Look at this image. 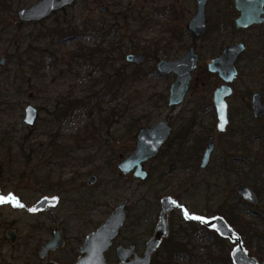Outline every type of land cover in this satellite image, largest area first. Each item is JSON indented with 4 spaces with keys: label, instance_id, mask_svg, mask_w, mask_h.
<instances>
[{
    "label": "rangeland",
    "instance_id": "rangeland-1",
    "mask_svg": "<svg viewBox=\"0 0 264 264\" xmlns=\"http://www.w3.org/2000/svg\"><path fill=\"white\" fill-rule=\"evenodd\" d=\"M35 1L0 0V60L6 58L5 64H0V182L4 186V197L13 196L25 205L14 204L1 210L4 231L13 228L19 235L16 252L5 258L7 263L12 264L14 255L17 264L44 263L37 252L53 236L51 220L47 213L33 215L28 208L46 196L60 200L53 212L64 230L67 246L53 256V260L66 264L68 260L78 258L86 237L97 231L121 204H125L128 218L120 242L126 241L130 232L140 233L147 240L158 223L164 197H171L189 211L195 208L215 211L220 202L227 200L231 203L241 200L248 204L237 194L240 184L254 189L256 183L264 190V178L259 180L252 172V169L256 172L264 170L261 165L264 162V118L256 120L249 106L252 94L264 91L261 75L264 66L259 71L243 75L233 84L235 92L229 100V134L214 132L212 135L216 137V150L208 169L200 168V159L197 168L177 166L172 169L174 152L166 147L163 156L147 163L150 178L145 182L133 175L125 176L118 170V164L135 148L136 141H132L135 131L130 134L124 128L126 124L130 125L127 118L131 114L151 113V122L144 126L169 119L173 136L176 128L191 125L192 121L188 120L192 116L196 117L199 126L206 127V131L216 130V113L209 107L211 102L213 104L214 90L222 82L206 72L205 64L219 52L220 45L225 47L245 42L249 52L253 53L260 50V42L264 39V28L243 32L226 29L222 34L210 31L215 30L216 25L212 14L232 12V0L210 4L209 17L208 13L206 16L208 34L199 39L187 33V25L196 13V0H77L67 11L56 13L41 23L20 22L17 11ZM102 6L109 8L106 14L100 11ZM92 19L106 24L110 36L107 44L120 45L110 63L115 67L125 66L128 71L138 67L126 61L129 54L148 55L141 67L157 72L159 60L176 59L194 43L201 62L193 73L190 91L182 106L171 112L168 106L157 104L161 93L168 100L175 76L152 73L144 80L130 83L127 91L117 98L105 99L101 106L90 105L75 114L63 115L62 108L69 100H86L92 92L103 90L106 84L101 70H83L71 59L70 52L80 44L94 46L108 35L79 39L75 34L77 38L71 37L63 42L56 36L53 39L39 37V33L46 29L48 32L63 22L78 28L84 20ZM170 38L175 40V49L165 52L169 48L164 46ZM248 63L249 59L244 58L239 66ZM253 74L255 76L251 77ZM150 98L153 99L150 101ZM199 104H207V111L198 109ZM28 105L35 106L40 113L33 128L25 123ZM114 107L118 109V115L112 119L113 128L108 136L104 132V137L95 141L88 138L81 150L72 151L69 147L67 153L54 150L53 141L65 144L100 115H109ZM236 131H242L243 136H235L233 132ZM205 135L204 132L198 134ZM238 156L248 157L251 164L237 163L234 159ZM92 175L97 177V182L89 185L88 179ZM47 177L52 181L46 180ZM259 198L258 205L248 204L256 213L249 219L254 227L264 231V218L261 217L264 215V196ZM184 221L183 211L175 209L170 215L173 233ZM195 229L186 231L183 239L184 244H189L190 253H181L175 258L168 256L169 246L176 243L173 235L172 240L156 254L154 264H229L228 255L231 256L234 245L228 240L219 242L214 237L197 239L194 232L201 231ZM189 234H193L191 238ZM245 247L260 264L264 263V245L261 246L257 239L251 243V248ZM108 259L111 261V257Z\"/></svg>",
    "mask_w": 264,
    "mask_h": 264
},
{
    "label": "water",
    "instance_id": "water-1",
    "mask_svg": "<svg viewBox=\"0 0 264 264\" xmlns=\"http://www.w3.org/2000/svg\"><path fill=\"white\" fill-rule=\"evenodd\" d=\"M208 1L209 0H197V13L187 26L188 30L192 32L196 38L203 37L207 31L206 6ZM74 2L75 0H38L28 7L21 8L17 12V18L23 23L41 22L47 19L53 12L71 6ZM235 4L236 10L240 15L235 20L237 29L245 30L264 23V0H235ZM107 9L106 6L100 8L103 13H106ZM244 50V44L228 46L223 54L219 58L214 59L209 65V70L213 73H219L220 77L226 82V84L218 88L214 94V104L218 119L217 130L220 133L225 132L230 124L227 98L233 94V89L229 84L232 83L237 76L238 72L235 67V62ZM199 60L200 57L196 53L195 48H190L178 59H163L159 62L158 70L160 73H174L176 75V81L170 87V107L182 104L190 86L192 73L197 69ZM126 61L134 65H141L145 61V56L143 54H129L126 56ZM5 62V57L0 60L1 65H4ZM253 113L256 118L264 116V104L259 94H255L253 97ZM39 117V110L35 106L28 105L26 107L25 123L30 128L36 126ZM222 123L224 124L223 128L220 127ZM171 132L172 127L168 120L160 121L152 127L140 128L136 135L137 143L134 151L118 165V170L123 175H130L133 172L134 178L145 182L149 177L148 171L144 169L145 164L159 155L161 148L171 136ZM213 149L214 143L211 138L207 143V150L203 156L202 168H205L209 164ZM96 182L97 177L94 175L88 179L89 185H93ZM237 194L248 204L256 206L260 203L257 192L247 184H240L237 189ZM161 204L162 211L160 219L154 234L148 240L144 257L131 262V249L119 247L117 251L120 261L119 264L151 263L153 255L159 249L163 240L169 236V214L174 208L178 207L175 201L170 197L163 198ZM58 205V197H43L33 206L29 207L28 210L31 214L49 211L50 215L53 217V209ZM191 216L203 218L202 220H188L201 223L208 229L215 231L221 238L228 240L234 245V249L231 252V258L234 264H260L257 258L249 254V251L244 245L242 236L224 217L215 216L209 218L199 215ZM126 220L127 212L125 210V204H121L115 208L106 222L97 231L89 234L81 249V254L83 256L80 257L75 264H109L106 255L111 249L113 241L118 237L120 230L125 225ZM53 232V239L41 247L39 255L42 259L50 258L52 252L65 246L63 231L58 227L56 220L53 221ZM12 238L13 240L15 239L14 237Z\"/></svg>",
    "mask_w": 264,
    "mask_h": 264
},
{
    "label": "trees",
    "instance_id": "trees-1",
    "mask_svg": "<svg viewBox=\"0 0 264 264\" xmlns=\"http://www.w3.org/2000/svg\"><path fill=\"white\" fill-rule=\"evenodd\" d=\"M41 23V22H40ZM52 30H49L47 32L44 30L40 31V36H47L49 39H53L54 36L58 37V39L64 41H67L71 37H76L75 34H77V37L79 39L84 38H91L93 37H101L102 35L107 36L102 40L100 43L96 45L86 46L80 44L74 51L70 52V55L72 56L71 59L75 60L79 66L82 67L83 70H91L92 72L101 70L103 74L105 75L103 78L106 79V84L103 90L99 92H92L88 99L84 100L81 98H74L69 100L66 103L65 108H62V114L63 115H72L75 114L79 110H85L90 105L101 106L102 102L107 98H117L119 94L122 92L127 91L128 86L132 82H138L140 80H144L145 78L149 77L150 75H153L152 70L146 71L142 67H135L133 71H128V69L125 66H117L112 63H110V58H112L116 54L117 47L120 46L119 44H107V39L109 36V31L106 26V24L101 21H94L92 20H84L78 28L72 27V24L69 22L61 23L59 26L56 27V25L51 28ZM75 31V32H73ZM47 32V34H45ZM78 32L80 34H78ZM55 33V35H54ZM76 37V38H77ZM47 39V38H42ZM157 59V58H156ZM153 98H150V101ZM157 104H165V96L162 94H159L157 99ZM92 107V108H94ZM115 115H118V109L113 108L111 113L106 116L98 115L99 119L93 120V124H89L86 128H84L83 132H78L75 136L71 138L70 141L64 142L65 144H57L55 141H53L52 146H55L54 150L59 153H67L66 149L69 147L72 151L81 150V148L84 147L85 143L88 142V138H91V140H97L98 137H104V132L108 136L109 132L113 128L111 125L112 119ZM130 125H125L124 128H126V132H129L130 134L134 131H136L139 127L143 126L144 124H149L152 120V115L149 112L145 113H135L131 114L127 118ZM192 121L191 125L188 126L185 125L181 129H179L176 133V137L179 138L180 143L178 142V148L175 151L174 158L171 160V162H175L178 167H181L182 169H188V168H197L198 161L200 159V154L197 151V146L201 144V139L203 137L196 135H193V126L196 121V117L190 118L188 121ZM97 121V123H96ZM89 133V134H88ZM250 135V134H249ZM264 137V136H263ZM195 138L194 144L191 147L183 146V142L189 141V139ZM250 139V138H248ZM245 140V139H244ZM264 141V138H263ZM115 142V141H114ZM54 144V145H53ZM246 144V143H245ZM111 147V145H108ZM264 151V150H263ZM260 152V153H263ZM247 152V151H245ZM249 154L252 156V152L249 151ZM248 156V155H247ZM250 157V155L248 156ZM248 157H242L241 162H245L246 166H249L251 164L250 159ZM253 158V156H252ZM264 168V162L261 164ZM252 172L256 175V178L261 180L264 178V170H261L259 172H256L252 169ZM52 176V175H50ZM48 181H52L50 177H47ZM264 182V181H262ZM47 184V182H45ZM188 183V182H187ZM53 187V184H51ZM254 189L257 191V194L260 196H264V190L261 189L259 185L256 183L253 184ZM221 204L217 206V209L215 211H211V209H205L207 210L208 215L216 216L220 215L226 218V220L233 226L236 231L242 236L244 240L245 246L251 248V243L257 239L258 243L261 244V246L264 245V231L257 229L254 227V224L251 219H249V216L252 214H256L255 212L251 211V206L248 204L243 203L241 200H239L237 203H231V201L227 200L226 202H220ZM204 210V211H205ZM194 211L196 214H203L204 211L199 210L198 208H195ZM260 214V213H259ZM257 214V215H259ZM262 214H260L261 216ZM261 217L264 218V215ZM264 220V219H263ZM200 237H199V236ZM195 237L198 239H205L214 237L217 241L226 242V240L221 239L216 232L206 230L205 234L202 233H196ZM169 257H173L175 252L181 251V248L184 250H189L188 245L184 244L183 247L177 246L176 243H172L171 246H169ZM259 250H261V247L258 245ZM229 264H233L231 257L228 255Z\"/></svg>",
    "mask_w": 264,
    "mask_h": 264
},
{
    "label": "flooded vegetation",
    "instance_id": "flooded-vegetation-1",
    "mask_svg": "<svg viewBox=\"0 0 264 264\" xmlns=\"http://www.w3.org/2000/svg\"><path fill=\"white\" fill-rule=\"evenodd\" d=\"M38 1V0H37ZM217 1H219V0H209L208 1V3H207V6H206V16H207V13H208V17H209V13H210V11H209V6H210V4L211 3H214V2H217ZM36 2V1H35ZM34 2V3H35ZM33 3V4H34ZM77 3V0H75V2H74V4L73 5H75ZM2 5H5V2L4 3H2ZM32 5V4H31ZM73 5H71V6H68V7H65V8H63V9H61V10H59V11H56V12H53L47 19H45V20H48L49 18H51L54 14H56V13H59V12H63V11H67L69 8H71V7H73ZM30 6V5H29ZM28 7V6H27ZM231 11L232 12H223V13H221V14H219V13H214V14H212V16L211 17H213L214 18V23L216 24L215 25V30L213 29V30H211L210 29V31L211 32H213V31H216L217 33H223L226 29H231L233 32L235 31V32H243V31H250V30H258V29H263L264 28V23L262 24V25H259V26H252L251 28H249V29H245V30H243V29H237L236 28V26H235V20L240 16L239 15V13L237 12V10H236V4H235V0H232L231 1ZM108 8V7H107ZM21 9V8H20ZM19 9V10H20ZM18 10V11H19ZM108 10H109V8L107 9V11H106V13L108 12ZM17 11V12H18ZM101 11V10H100ZM209 11V12H208ZM103 13V12H102ZM106 13H104V14H106ZM196 13H197V0H196ZM196 13H195V15H196ZM194 15V16H195ZM16 16H17V13H16ZM193 16V17H194ZM192 17V18H193ZM191 18V19H192ZM45 20H43V21H45ZM118 20H120V19H118ZM43 21H41V22H43ZM191 21V20H190ZM190 21H189V23H190ZM23 23V22H22ZM37 23H40V22H37ZM188 23V24H189ZM206 23H207V18H206ZM188 26V25H187ZM211 27V26H210ZM187 30H188V28H187ZM208 25H207V31H206V34H208ZM187 33H192V32H190L189 30L187 31ZM205 34V35H206ZM192 35L195 37V35L192 33ZM204 35V36H205ZM196 38V37H195ZM197 39H199V38H197ZM172 41V42H171ZM174 39H172V38H170L168 41H166V45L164 46V47H168L169 49H166L165 50V52H167V51H171V50H174L175 49V47H174ZM261 43V46H259V49L260 50H258V52H253V53H250L249 52V46L245 43V42H239V43H237V44H227V46H225V47H223V46H221L220 45V47H219V52L216 54V55H213V57L211 58V60L210 61H207V63L205 64L206 66H205V68H206V72L207 73H209V74H211L212 76H215V77H217V78H219V80L222 82V84L220 85V86H218L215 90H214V92H213V104H212V102H211V105H210V110H215V113H216V108H215V104H214V94H215V91L218 89V88H220L221 86H223V85H225L226 84V82L220 77V74L219 73H213V72H211L210 70H209V65L212 63V61L214 60V59H217V58H219L222 54H223V52H224V50L228 47V46H231V45H240V44H244L245 45V50L239 55V57H238V59H237V61L235 62V67H236V69H237V76L235 77V79H234V81L232 82V83H230L229 84V86L233 89V94L229 97V98H227V102H228V108H229V113H230V103H229V100L233 97V95H234V92H235V90H234V87H233V84L237 81V79L238 78H241L243 75H247V74H249L250 72H253L254 73V70H257V71H259V69H261L262 68V66H264V39L260 42ZM190 48H195V51H196V47H195V44L193 43L192 44V46H190ZM189 48V49H190ZM188 49V50H189ZM187 50V51H188ZM196 53L199 55V57H200V60H199V63H198V66H197V69L196 70H198V68H199V66H200V62H201V56H200V54L196 51ZM261 53V54H260ZM185 54V53H184ZM183 54V55H184ZM144 55V54H143ZM168 55V54H167ZM182 55V56H183ZM145 56V61H144V63L143 64H145V62L147 61V59H148V55H144ZM182 56H180V57H182ZM180 57H178V58H180ZM178 58H176V59H178ZM244 58H248L249 59V62L250 63H248V64H246V65H243L242 67H240L239 66V64L241 63V61L244 59ZM161 60H163V59H161ZM161 60H159V62L161 61ZM166 60V59H165ZM170 60H175V59H170ZM159 62H158V64H159ZM131 64V63H130ZM143 64H141V65H135V66H138V67H141V66H143ZM158 64H157V72H154V73H159V75L160 76H169V75H174L175 76V81H176V75L174 74V73H170V74H165V73H160L159 72V70H158ZM134 65V64H133ZM196 70L194 71V72H196ZM263 70V69H262ZM261 70V71H262ZM193 72V73H194ZM193 73H192V79H191V82H190V86H189V89H188V91H187V93H186V96H187V94L189 93V91H190V87H191V84H192V80H193ZM261 75H262V78H264V73H263V71L261 72ZM150 76H152V75H150ZM255 75L253 74L251 77H254ZM174 81V82H175ZM173 82V83H174ZM172 83V84H173ZM172 84H171V86H172ZM170 86V87H171ZM163 96H165V107L166 106H168V108L170 109V111L171 112H174L178 107H180V106H182V104L184 103V101H185V98H186V96H185V98H184V100H183V102H182V104L181 105H178V106H169V100H170V89H169V98H168V100H167V97H166V95H164L163 93H161ZM255 94H259L260 96H261V101H262V103L264 104V91H263V93L261 94V93H259V92H255V93H253L252 94V100H251V104H249V106L251 107V110H252V113H253V97H254V95ZM198 107V109H204V111L206 112L207 111V104H202V105H197ZM203 111V112H204ZM253 115H254V113H253ZM201 117V116H200ZM216 117H217V114H216ZM254 117H255V115H254ZM168 118V117H167ZM230 118V117H229ZM264 118V116H261L260 118H256L255 117V119L256 120H260V119H263ZM164 120H168L169 121V123H170V125H171V122H170V120L169 119H164ZM161 121H163V120H161ZM158 122H160V121H158ZM158 122H156V123H154V124H152L151 126H141V127H139L135 132H134V135H133V138H132V141L134 140V141H136V143H137V140H136V135H137V133H138V131H139V129L140 128H143V127H146V128H148V127H152L153 125H155V124H157ZM193 123H195V125L193 126V135H195V137H196V135H198V134H201L202 132H204L206 135H205V137H203V139H201V144H199L198 146H197V151L199 152V154H200V160H201V164H200V168L201 169H203V170H205V169H208V167H209V165H210V163H211V160H212V157H213V155H214V153H215V150H216V137L215 136H212L213 134H214V132H217L218 133V135H222V134H229L228 133V128H229V126L227 127V129H226V131L225 132H223V133H220V132H218V130H217V125H218V119H217V125H216V130L213 128V130H210V131H206L205 129H206V127H204V126H199L197 123H196V121H194ZM230 125V124H229ZM171 127H172V125H171ZM177 128H176V130L174 131L175 132V134H174V136H173V127H172V132H171V136L169 137V139H168V141L163 145V147L161 148V150H160V152H159V155L156 157V158H154V159H151V160H149L147 163H150L151 161H153V160H156L157 158H159L160 156H163V152H164V149L166 148V147H169L171 150H173V152H174V154H175V151L177 150V148H178V142L180 143V141H179V138H177L175 135H176V133H177ZM234 133V135L235 136H243V134H242V131H236V132H233ZM133 134V133H132ZM213 139V143H214V149H213V153H212V155H211V158H210V161H209V164L205 167V168H202V160H203V156H204V154H205V152H206V150H207V143L209 142V140L210 139ZM194 141H195V138L193 139V138H191V139H189V141H185V142H183V146H186V147H191V146H193V145H195L194 144ZM136 143H135V147H136ZM237 148H238V151H240L239 149V145L237 146ZM135 149V148H134ZM134 149L132 150V152L134 151ZM234 148H231L230 150H233ZM229 150V151H230ZM131 152V153H132ZM130 153V154H131ZM229 153V152H228ZM129 154V155H130ZM174 154H173V158H174ZM128 155V156H129ZM127 156V157H128ZM126 157V158H127ZM125 158V159H126ZM173 158H171L172 160H173ZM125 159H123V160H125ZM122 160V161H123ZM237 163L239 162V161H242V158H239V156L238 157H235V159H234ZM121 161V162H122ZM120 162V163H121ZM119 163V164H120ZM147 163L145 164V166H144V169L145 170H147L146 169V165H147ZM118 164V165H119ZM178 165H176L175 164V162H172V169L173 168H176ZM238 169V168H237ZM148 171V173H149V177H148V179L150 178V171L149 170H147ZM121 173V172H120ZM122 174V173H121ZM130 175H133V172L130 174ZM93 176V175H92ZM125 176H128V175H125ZM133 177H134V175H133ZM147 179V180H148ZM146 180V181H147ZM142 182V181H141ZM4 186H3V184H2V182H0V196H3L4 197ZM259 196V195H258ZM46 197H48V196H46ZM6 198V197H5ZM11 198H14L13 196H9L8 198H6V201L7 202H5V203H2V204H0V264H9V263H7L6 261H5V258L7 257H10V254H11V252H16V249H17V246H18V244H19V235H18V233L16 232V230L15 229H13V228H7L5 231H4V229H3V223H2V220H3V217H2V209H3V207H6V206H13L14 204L15 205H17V206H25L23 203H21V202H19V200L18 199H16V198H14V199H11ZM165 198V197H164ZM171 198V197H170ZM163 199V198H162ZM162 201V200H161ZM175 201V200H174ZM38 202V201H37ZM36 202V203H37ZM59 203H60V200H59ZM175 203L178 205V207H176V208H174L171 212H170V214H169V227H170V233H169V236H168V238H166V239H164L163 240V242H162V244H161V246L159 247V249L155 252V254L153 255V257H152V260H151V263L150 264H154V258H155V256H156V254L159 252V250H160V248L161 247H163L166 243H168L169 241H171L172 239L171 238H173V235H175V240H176V245L177 246H180V247H183V245H184V241L185 240H183L184 239V237L186 236V231H190V230H196L195 228H197V230H200L201 232H199L200 234L202 233L203 235L205 234V231L206 230H209V231H213V230H210V229H208L206 226H204V225H202L201 223H198V222H196V221H190V220H188L186 217H185V213H184V210H187V212L189 213V215H199V216H205V217H215V216H212V215H208L207 214V211L206 212H203V214H196L194 211H189L188 209H187V207L186 206H181V205H179L176 201H175ZM118 207V206H117ZM116 207V208H117ZM175 209H181L182 211H183V215H184V218H185V221L183 222V225L180 227V228H178V230L175 232V233H173V231H174V228H172L171 227V223H170V215H171V213L175 210ZM125 210H126V206H125ZM161 211H162V204H161V210H160V214H161ZM41 213H47L48 214V216H49V220H51V224H52V234H53V236H52V238L51 239H53V237H54V232H53V221L54 220H56L57 221V219L55 218V214H54V216L52 217L51 215H50V212L49 211H44V212H40V213H38V214H41ZM160 214H159V219H160ZM33 215H37V214H33ZM216 216H220V215H216ZM223 217V216H222ZM127 218H128V215H127ZM226 219V218H225ZM126 222H127V220H126ZM158 222H159V220H158ZM57 223H58V227H60L61 229H62V231H63V237H64V240H65V246L63 247V248H61V249H59V250H57V251H55V252H52L51 253V257L50 258H45V259H42L41 257H40V255H39V253H40V250H41V247L44 245H42L40 248H39V250H38V257H39V259L40 260H42L44 263L43 264H48V263H56V264H63V263H60V262H57V261H54L53 260V256H55L57 253H59L60 251H62V249H64L66 246H67V239H66V237H65V233H64V230H63V228L60 226V224H59V222L57 221ZM158 224V223H157ZM157 224H156V226H157ZM125 225H126V223H125ZM124 225V226H125ZM137 225V224H136ZM124 226H123V228H124ZM123 228L120 230V232H119V235H118V237L113 241V245H112V247H111V249L109 250V252L107 253V255H106V258H107V262L109 263V264H119L120 263V261H119V258H118V255H117V251H118V248L119 247H125V248H128V249H131V251H132V254H131V257H130V261L132 262L133 260L134 261H137L139 258H143L144 257V254H145V252H146V250H147V243H148V240L151 238V236L154 234V232H155V229L153 230V232H152V235L150 236V238L149 239H145L144 237H143V235H141L140 233L139 234H137L136 232H130V234H129V236H128V238L126 239V241H123V242H120V240H119V238H120V234H121V231L123 230ZM156 228V227H155ZM93 233V232H92ZM91 234V233H90ZM195 232H194V237H195ZM193 234H189V237L191 238V236H192ZM89 236V235H88ZM87 236V237H88ZM12 237H14L15 239L13 240V238ZM87 237H86V239H87ZM50 239V240H51ZM86 239H85V241H86ZM205 239H209V238H205ZM50 240H48V241H50ZM202 240H204V239H202ZM224 240H226V239H224ZM47 241V242H48ZM177 241H179V242H177ZM46 242V243H47ZM84 244H85V242H84ZM84 244L81 246V248H80V251H79V256H78V258L76 259V260H68V262L66 263V264H75L78 260H79V258L80 257H82L83 255L81 254V249H82V247L84 246ZM186 245H188L189 246V244L188 243H186ZM5 248H8V249H5ZM189 248V247H188ZM169 250L167 251V254H168V256H169ZM186 252L187 253H190L191 251H190V249L187 251V250H184L183 248H181V251L179 250L178 252H175L174 253V258L175 257H178V256H181V253H184V254H186ZM109 257H111V261L108 259ZM12 264H17L16 263V256L14 255L13 256V261H12Z\"/></svg>",
    "mask_w": 264,
    "mask_h": 264
},
{
    "label": "snow or ice",
    "instance_id": "snow-or-ice-1",
    "mask_svg": "<svg viewBox=\"0 0 264 264\" xmlns=\"http://www.w3.org/2000/svg\"><path fill=\"white\" fill-rule=\"evenodd\" d=\"M222 107H223V106H222ZM222 119H223V117H222ZM225 123H226V121H225ZM223 126H224V124L222 123V124L220 125V127L223 128ZM11 199H14V198H11ZM5 202H7V201H6V198L3 197V196H0V204L5 203ZM185 217H186L187 219H195V220H202V219H203V218H201V217H197V216H191V215H189L188 212H187L186 210H185Z\"/></svg>",
    "mask_w": 264,
    "mask_h": 264
}]
</instances>
